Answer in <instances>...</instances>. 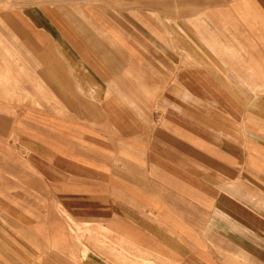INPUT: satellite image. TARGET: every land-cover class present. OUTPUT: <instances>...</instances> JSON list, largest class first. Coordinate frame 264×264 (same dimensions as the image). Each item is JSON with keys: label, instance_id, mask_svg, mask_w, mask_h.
Here are the masks:
<instances>
[{"label": "rangeland", "instance_id": "374dc122", "mask_svg": "<svg viewBox=\"0 0 264 264\" xmlns=\"http://www.w3.org/2000/svg\"><path fill=\"white\" fill-rule=\"evenodd\" d=\"M60 1L0 0V264H76L115 240L117 264H151L125 222L155 231L158 203L205 215L220 182L247 174L243 53L206 26L205 0L166 10L159 61L118 45L115 25H61Z\"/></svg>", "mask_w": 264, "mask_h": 264}, {"label": "crops", "instance_id": "0c3cea01", "mask_svg": "<svg viewBox=\"0 0 264 264\" xmlns=\"http://www.w3.org/2000/svg\"><path fill=\"white\" fill-rule=\"evenodd\" d=\"M205 1L218 20V24L211 22L206 26L222 45H226L222 39L229 38V47H235L238 55L243 53L237 61L243 63L242 77L248 80L246 83L251 85L254 93L242 115V125L249 127L245 128L248 133L243 139L241 151L242 168L247 174H243V178L220 182L205 215L187 216L180 214V206L169 209L166 204L156 203L153 211L159 223L155 231L142 227L129 230V223L125 222L121 226L124 232L122 236L127 239V244L134 243L140 252L147 254V261H151V264H264V0ZM45 4L48 5V2ZM187 4L197 5V2L61 0L59 13L61 25H66L65 22L75 25H115L111 35L118 45L124 43L132 50L139 45L159 61L164 60L162 56L165 54L166 10L173 15L175 9ZM52 5L58 3L52 2ZM44 16L41 24L47 25L51 21ZM179 18L172 19L168 25H179ZM176 84L183 86L178 82ZM44 93L47 98L48 94ZM31 106L40 108L37 101ZM56 112L70 120L78 119L63 105ZM171 184L176 188L171 190L178 197V186L181 185L179 182ZM188 186L184 183L185 188L192 190L191 184ZM89 198L95 201L98 196L91 195ZM172 202L180 205L177 200ZM106 220L111 222V219ZM191 222L202 224L194 225ZM83 227L81 229L90 231L87 225ZM99 240L103 245L105 240ZM115 242L97 247L85 246L76 264H117V255L129 262L125 256L128 250L126 246L117 247Z\"/></svg>", "mask_w": 264, "mask_h": 264}]
</instances>
